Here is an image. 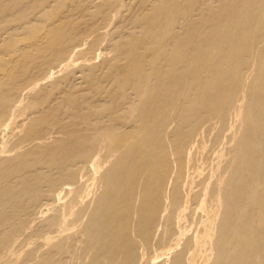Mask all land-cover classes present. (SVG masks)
<instances>
[{
  "label": "bare ground",
  "instance_id": "6f19581e",
  "mask_svg": "<svg viewBox=\"0 0 264 264\" xmlns=\"http://www.w3.org/2000/svg\"><path fill=\"white\" fill-rule=\"evenodd\" d=\"M0 264H264V0H0Z\"/></svg>",
  "mask_w": 264,
  "mask_h": 264
}]
</instances>
